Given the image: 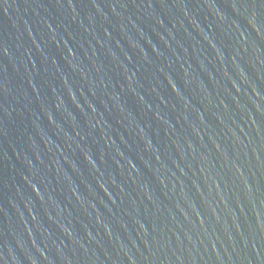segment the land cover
Wrapping results in <instances>:
<instances>
[{"label":"water","instance_id":"obj_1","mask_svg":"<svg viewBox=\"0 0 264 264\" xmlns=\"http://www.w3.org/2000/svg\"><path fill=\"white\" fill-rule=\"evenodd\" d=\"M0 264H264V0H0Z\"/></svg>","mask_w":264,"mask_h":264}]
</instances>
